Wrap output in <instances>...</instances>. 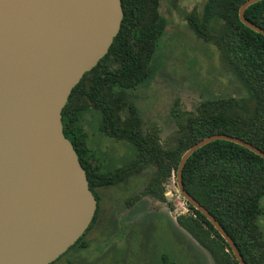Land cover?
<instances>
[{
	"label": "trees",
	"instance_id": "1",
	"mask_svg": "<svg viewBox=\"0 0 264 264\" xmlns=\"http://www.w3.org/2000/svg\"><path fill=\"white\" fill-rule=\"evenodd\" d=\"M123 18L108 52L72 89L62 110L63 133L85 169L90 190L150 170L142 192L164 200L165 183L181 155L199 140L225 133L239 137L264 152V36L244 25L238 15L246 0H205L200 11L185 14L195 36L213 43L225 68L244 91L237 97L202 100L184 114L175 101L171 115L178 128L170 148L156 131L143 126L134 100L152 77V62L168 21L159 10L161 0H120ZM245 17L264 29V0L249 5ZM133 146L125 163L110 168L108 157L89 143V128ZM185 189L220 223L247 264H264V237L258 224L264 196V158L226 140L211 141L196 150L183 168ZM178 224L212 257L214 264H239L212 223L191 204ZM94 221V220H93ZM87 228L75 246H83ZM61 255L56 263L61 259ZM161 264H176L166 254Z\"/></svg>",
	"mask_w": 264,
	"mask_h": 264
},
{
	"label": "water",
	"instance_id": "2",
	"mask_svg": "<svg viewBox=\"0 0 264 264\" xmlns=\"http://www.w3.org/2000/svg\"><path fill=\"white\" fill-rule=\"evenodd\" d=\"M261 0H246L240 21ZM123 10L120 0H0V264H51L89 227L96 210L85 169L63 133L62 110L72 89L108 52ZM214 140L264 152L214 133L180 157L176 185L247 264L220 223L184 187L183 168Z\"/></svg>",
	"mask_w": 264,
	"mask_h": 264
},
{
	"label": "rangeland",
	"instance_id": "3",
	"mask_svg": "<svg viewBox=\"0 0 264 264\" xmlns=\"http://www.w3.org/2000/svg\"><path fill=\"white\" fill-rule=\"evenodd\" d=\"M204 1H160L159 10L168 24L152 62V77L140 87L134 102L142 114L144 128L156 131L165 148L173 146L171 138L178 128L171 115L175 101L184 115L195 111L202 100L245 94L225 68L216 46L197 38L185 20V14L200 11ZM96 123L93 120L88 130L89 143L99 150V157H108L110 168L130 159L133 146L101 137L96 133ZM149 174V169L144 170L137 181H130L131 186L138 184L135 198V191L111 189L117 213L109 216L104 229L91 230L85 236V251L73 248L54 264H161L162 254L176 264H214L211 255L177 222L179 215L190 210L177 188L174 172L165 183L164 200L142 192ZM260 205L258 224L264 237V196Z\"/></svg>",
	"mask_w": 264,
	"mask_h": 264
},
{
	"label": "flooded vegetation",
	"instance_id": "4",
	"mask_svg": "<svg viewBox=\"0 0 264 264\" xmlns=\"http://www.w3.org/2000/svg\"><path fill=\"white\" fill-rule=\"evenodd\" d=\"M141 174L142 173H140V172L137 173V174H134V177H132V180L135 179V181H137V179L140 178ZM130 181L131 180H128L126 182L125 180H121L118 183H114V184H110V185H103V186H95V185H93V189H91V192L93 193V195H94V197L96 199V210H95V214L93 216V219H92V221L90 223L91 228H90L89 232L91 230L94 231V230H100V229L102 230V229H104L106 227V225L108 224V221L110 220L109 216H111V215L114 216L115 213H117V210H118L117 206L118 205L114 204V203L117 204V202L115 201V198L113 197V194L110 193L111 189H115L116 188L117 191L120 190V191H125V192L127 190V192H129V193H131V192L136 190V186H138L137 182H135L134 185H132L133 186L132 187L131 184H130ZM132 196L135 198L136 191L133 193ZM122 199L123 200H121V201L124 204L125 198H122ZM111 203L114 204V206ZM110 205H111V210H112V211H110L111 213L109 212V210H110L109 206ZM123 212H125V210ZM90 225H89V227H90ZM87 246H88V242L84 239L83 240V246L79 247V246H75V244H74L63 255L69 253L73 248L74 249H78V251H85ZM67 262L70 263L71 260L67 259ZM161 263H162V260H161Z\"/></svg>",
	"mask_w": 264,
	"mask_h": 264
}]
</instances>
